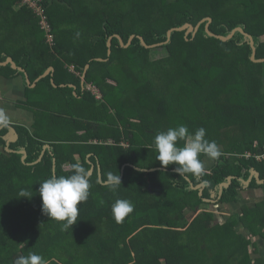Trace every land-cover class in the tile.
<instances>
[{
	"label": "trees",
	"instance_id": "16d2710c",
	"mask_svg": "<svg viewBox=\"0 0 264 264\" xmlns=\"http://www.w3.org/2000/svg\"><path fill=\"white\" fill-rule=\"evenodd\" d=\"M51 2L45 7L52 45L25 6L35 18V59H49L34 77L54 68L36 83L47 88L48 104L38 108L51 119L45 128L17 126L18 138L6 146L0 138V264L30 253L44 264H62L58 259L67 260L68 252L73 264H264V182L252 174L264 180V158L257 159L264 151V62L251 60L244 34L255 58H264V0H57L58 21ZM207 17L214 34L243 32L225 41L210 36L207 21L200 22ZM198 22L194 33L173 30L167 38L168 29ZM116 35L123 44L134 37L123 46ZM138 36L146 45L161 44L148 48ZM158 48L164 54L151 58ZM25 57L17 63L33 69ZM178 125L190 133L203 127L221 155L201 154L209 166L200 175H179L175 165L138 171L159 166L149 163L157 155L154 138ZM74 165L92 168L89 196L65 231L42 212L38 188L52 176L72 175ZM110 175L121 179L115 190L106 186ZM228 176L231 182L220 189ZM200 183L201 193L193 188ZM118 199L134 205L122 223L112 213ZM229 201L238 210L217 220L213 210Z\"/></svg>",
	"mask_w": 264,
	"mask_h": 264
},
{
	"label": "crops",
	"instance_id": "0c3cea01",
	"mask_svg": "<svg viewBox=\"0 0 264 264\" xmlns=\"http://www.w3.org/2000/svg\"><path fill=\"white\" fill-rule=\"evenodd\" d=\"M55 1L57 0H52L49 6V12L53 21H56L58 18V8L54 5ZM60 3L63 2L60 1ZM26 9L25 5L21 3V0H0V113H3L7 117V123L0 124V131L6 129L0 138L4 140L5 146L10 142L16 141L18 138L17 126H24L30 129L38 124L42 128H45L44 121L51 119L47 117L48 115L45 116V110L38 108L40 106L42 107L43 104H48L44 98H38V91L43 88L46 91L47 88L46 86H41V88L37 89L36 83L41 74L34 77V72L39 71L45 66L49 59L45 57L42 62H38L35 59V56H38V53H35L38 34L35 26V18ZM24 56L32 62L31 66H33V69H30V67L26 69L17 63L18 59L24 62ZM7 64L10 67H7ZM46 70H49L50 75H52L54 68L53 66H47L44 72ZM82 82H84V79L82 80L81 77V84ZM51 83L53 84L54 81ZM66 85L63 83L60 84V86ZM68 86L75 89L73 84H68ZM52 97L49 99H52ZM37 111L40 114H37ZM51 113L54 114L53 110ZM78 132L81 133L82 131ZM92 142L97 143L98 141L94 139ZM208 163L207 160V163L204 165L205 168H208ZM124 166L125 164L121 169ZM136 169L138 168L136 167ZM144 169L143 172L145 173L149 171V169ZM219 210L222 209L215 208L213 210L216 219H220L221 217L220 212L218 213Z\"/></svg>",
	"mask_w": 264,
	"mask_h": 264
},
{
	"label": "clouds",
	"instance_id": "9594fccd",
	"mask_svg": "<svg viewBox=\"0 0 264 264\" xmlns=\"http://www.w3.org/2000/svg\"><path fill=\"white\" fill-rule=\"evenodd\" d=\"M6 123L7 117L0 113V124ZM180 140L185 141L183 146L178 144ZM154 146L157 150L156 160L160 165L163 168L175 165L174 171L179 175L202 174L204 165L199 158L201 154L211 159H217L221 155L216 142L206 139V130L203 127L195 130L194 133H190L186 125L169 128L155 136ZM137 170L145 169L140 167ZM106 186L111 190L121 186L119 175H110ZM89 188L86 170L80 165H74L72 175L52 176L39 184L41 210L48 218L62 222V229L67 231L77 222L78 205L88 199ZM20 197L28 196L22 193ZM133 210L134 205L126 199H118L112 205L113 217L117 223H122ZM14 264H44V261L40 255L30 253L28 256L16 257Z\"/></svg>",
	"mask_w": 264,
	"mask_h": 264
},
{
	"label": "water",
	"instance_id": "95a60500",
	"mask_svg": "<svg viewBox=\"0 0 264 264\" xmlns=\"http://www.w3.org/2000/svg\"><path fill=\"white\" fill-rule=\"evenodd\" d=\"M204 20L207 21V23H206V25H205L206 32H207L210 36H215V37H217V38H219V39H221V40H224V41L227 40V39H229V38H231L232 33H233L234 31H236V30L243 32L242 29H241L240 27H236V28H234V29L231 31V33H230L228 36H222V35L214 34V33L210 32L209 29H208V23L210 22L211 19H210L209 17H207V18H204V19L200 20V22H201V21H204ZM200 22H198L194 27H193L191 24H189V23H186V24H184L183 26H180V27H172V28H170V29L167 30V38H169V36H170V34H171V32H172L173 30H184V29H185V30H186V32H185L186 34L189 33V32H191V31L194 33V32L196 31V29L198 28ZM244 34H245L246 36H248L249 39H250V45H251V48H252L251 60L254 61V62H264V58H258V59L255 58V48H254V46H253V41H252V39H251V36L248 35L247 33H244ZM116 36L118 37L120 44L123 45V46H127V45L130 43V41L132 40V38L134 37V35H131V36L129 37V39H128L127 44H123V42H122L120 36H118V35H116ZM138 37L140 38V40H141V42L143 43V45L146 46V47H148V48L155 47V46L161 44V43H154V44H151V45H146L145 42L143 41V38H142L141 36H138ZM106 44H107V47H108V51H107V53L110 54V51H111V50H110L111 37L108 38ZM97 59H100V58H97ZM9 62L13 64L12 61L9 60ZM14 65H15V64H14ZM87 67H88V64L85 65L84 71H83V73H82V80L84 79V74H85V72H86ZM19 69L23 71V69H22L21 67H19ZM48 74H50V72H49V70H46L43 74H41V75L39 76V78H41V77H43V76H46V75H48ZM51 82H53V81L51 80ZM53 85H54V83H53ZM47 147H49V146L46 145L45 148H47ZM21 152H22V154H23L22 159H24L25 156H26V153H25V151H23V150H22ZM43 153H44V151L41 152L40 157L42 156ZM91 169H92V168H90V169L88 170L87 175L92 171ZM252 174L255 176V178H257V181H258L259 183H263V182H264V180H258V172H257V171H253ZM231 179H232V176H228V177H227V182H224V183L220 184V189L222 188L223 185H224V186H228V184L231 182ZM250 180H251V176L249 177V179H248L247 181H244V184H248ZM203 187H204V184H203V183H200V184H198V185H196V186H193L194 189H199V193H201V190H202ZM204 200H206V199H204ZM136 252H137V251H136Z\"/></svg>",
	"mask_w": 264,
	"mask_h": 264
},
{
	"label": "rangeland",
	"instance_id": "374dc122",
	"mask_svg": "<svg viewBox=\"0 0 264 264\" xmlns=\"http://www.w3.org/2000/svg\"><path fill=\"white\" fill-rule=\"evenodd\" d=\"M40 50H42V51H46V47H41V49ZM164 53H163V49L162 48H158L157 50H151L150 51V57L151 58H153V59H156V58H158V57H160V56H162ZM93 87L97 90V93L95 94L96 96H101L100 94V91H99V89L96 87V86H94L93 85ZM37 90V89H36ZM45 94H46V91L44 90V89H41V90H39L38 91V98L39 99H42V98H44L45 97ZM53 103H55V104H59V101H58V99H56L55 100V102H52L51 103V105H52V107H54V105H53ZM64 106H65V104H63L61 107L62 108H64ZM97 141H99V140H97ZM101 142V141H100ZM108 142H110L111 143V141H108ZM125 146H126V142H124L123 143ZM0 149H1V147H0ZM150 155V154H149ZM149 163H155V164H158L159 166H156L158 169L159 168H162V169H165V170H167L168 169V167L167 168H163L161 165H160V162L158 161V160H156V157L154 158V155H152V159L149 161ZM65 168H67V166L65 167ZM157 168H155V167H152V168H150L149 169V171H151V173H153V171L155 170V169H157ZM152 175V174H151ZM248 192V191H247ZM231 196V195H230ZM253 201H255V199L253 198L252 200H249V203L250 204H253L254 202ZM98 204H100L101 202H100V200L97 202ZM95 204V203H94ZM236 205L238 206V204L235 202V201H229V202H226V203H220V204H218L216 207H218V206H221V209L222 210H219L218 211V213L220 212V215L221 216H223L224 214H226L227 216L228 215H232V214H234V212H236L237 210H233L232 208H231V206H235L236 207ZM220 208V207H219ZM203 209H205V210H209V207L207 206V207H205V206H203ZM218 209V208H217ZM223 212H224V214H223ZM226 215H224V216H226ZM163 224V223H162ZM178 230H181V229H178ZM35 242V241H34ZM260 243H262V242H260ZM20 245H23V243H21ZM259 245V244H258ZM263 245V243L261 244V246ZM261 246H259V253H261L263 250H264V246L263 247H261ZM33 249H37L38 247H36V245H34V247H32ZM69 255H71V253H66V254H64L63 255V257H65V258H67V256H68V259L67 260H65V259H58L59 260V262L60 263H62V264H66V263H64L65 261H68L69 263L68 264H73L74 263V261L75 260H73V258H71V257H69ZM161 262V261H160ZM164 262H162V263H160V264H163Z\"/></svg>",
	"mask_w": 264,
	"mask_h": 264
},
{
	"label": "built area",
	"instance_id": "2783aa9c",
	"mask_svg": "<svg viewBox=\"0 0 264 264\" xmlns=\"http://www.w3.org/2000/svg\"><path fill=\"white\" fill-rule=\"evenodd\" d=\"M46 1H50V0H21V3L27 6V8H29L38 17L40 28L44 31L45 41L49 45H52L54 34L51 31V26L47 19L46 7H45ZM69 69L72 71L73 67L69 66ZM88 88L93 93H97L93 85L88 84ZM247 155L249 156L250 154L248 153ZM263 158H264V151L261 154L257 155V159H263Z\"/></svg>",
	"mask_w": 264,
	"mask_h": 264
}]
</instances>
